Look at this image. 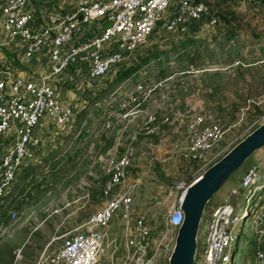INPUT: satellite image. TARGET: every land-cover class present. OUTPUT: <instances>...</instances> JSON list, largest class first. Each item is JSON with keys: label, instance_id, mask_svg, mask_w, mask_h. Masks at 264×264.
<instances>
[{"label": "rangeland", "instance_id": "1", "mask_svg": "<svg viewBox=\"0 0 264 264\" xmlns=\"http://www.w3.org/2000/svg\"><path fill=\"white\" fill-rule=\"evenodd\" d=\"M3 1L0 0V18ZM208 1L217 19L214 28H198L190 34L195 35L192 39L187 35H166L160 22L154 39L94 88L87 90L77 80L61 85L64 97L75 105L73 124L63 131L48 128L40 160L22 170L6 192L2 204L7 210L0 213V264H34L46 247L53 250L59 246L57 237L81 226L100 208L105 201L102 188L107 181L108 161L117 142L126 144L128 133L134 132L143 116L159 113L169 97L175 103L171 120L160 126L155 138L135 144L136 160L126 183L134 186L132 220L144 218L150 227L153 264H167L173 246L166 236L165 221L175 199V188L182 182L192 183L199 173L198 167L183 164L179 157L186 124L180 115L186 110L199 113L206 124L222 127L220 142L206 157L210 160L217 153L208 167L264 123V2ZM75 3L59 6L57 1L49 0L45 5L59 10ZM172 12L173 8L165 16ZM3 42L0 36V61L6 60L12 72L26 71L19 63L15 46L8 44L5 48ZM156 52L161 53L160 57H152L135 77L115 83L117 72L140 64ZM32 67L39 71L37 66ZM155 87L156 92L149 94ZM139 114L133 122L132 116ZM130 121L133 124H127ZM108 122L111 126L107 130ZM122 123L127 124L128 133L117 139ZM117 148V153H123V147ZM253 157L254 165L260 167V179L255 184L260 189L248 202L250 194L244 188L232 198L231 205L238 215L245 213L249 204L254 207L264 201V146ZM252 159L251 156L222 184L218 196L226 194V187L247 172ZM215 200L214 196L206 211ZM12 210L17 213L15 219L10 216ZM111 225L124 243L121 211L115 213ZM241 228L243 235L233 262L254 264L258 244L248 216L243 224L233 227V238ZM109 253L105 248L102 258Z\"/></svg>", "mask_w": 264, "mask_h": 264}, {"label": "built area", "instance_id": "2", "mask_svg": "<svg viewBox=\"0 0 264 264\" xmlns=\"http://www.w3.org/2000/svg\"><path fill=\"white\" fill-rule=\"evenodd\" d=\"M38 2L4 0L1 7L2 46H15L19 63L26 71L12 72L6 60L0 63V204L20 172L40 160L48 128L63 131L72 126L75 105L64 97L61 85L77 80L87 90L94 88L132 61L154 39L160 22L166 35L176 36L194 34L190 28L193 23L201 30L217 25L208 0H76L72 7L59 10ZM172 8L173 12L165 16ZM107 23L110 27L100 32ZM32 66H37L39 71H33ZM155 90L156 87L149 94ZM174 106L167 97L164 108L143 116L132 133L126 131L127 124L140 114L120 125L117 139L128 133V142L124 145L117 142L115 153L110 155L102 206L81 226L57 237L59 246L53 250L46 247L34 264H100L105 253L106 231L118 211L122 213L125 246L120 264H153L151 230L144 218L132 220L134 186L126 183L136 160L135 144L153 137L160 126L167 125ZM180 117L186 124L179 157L185 165L198 162L199 176L217 156L216 153L210 160L206 159L220 142L222 127L217 123L206 124L203 115L188 110ZM110 126L108 122L105 128L108 130ZM120 146L124 149L121 154L116 152ZM259 168L250 167L238 187L230 188L218 205L205 210L194 264H234L231 250L236 237L233 238L231 230L238 223L243 224L246 216L251 219L257 238L254 264H264V201L254 207L249 204L242 215L235 213L231 205L241 188L250 194L247 202L260 189L255 186L260 179ZM189 185L182 182L175 188V199L166 217V236L172 246L176 229L183 220L180 203ZM10 216L15 219L16 211L12 210Z\"/></svg>", "mask_w": 264, "mask_h": 264}, {"label": "water", "instance_id": "3", "mask_svg": "<svg viewBox=\"0 0 264 264\" xmlns=\"http://www.w3.org/2000/svg\"><path fill=\"white\" fill-rule=\"evenodd\" d=\"M109 27L110 24L107 23L99 31L102 32ZM263 146L264 123L190 183L180 203L183 220L176 229L167 264H194L198 252V232L209 201L222 184Z\"/></svg>", "mask_w": 264, "mask_h": 264}, {"label": "crops", "instance_id": "4", "mask_svg": "<svg viewBox=\"0 0 264 264\" xmlns=\"http://www.w3.org/2000/svg\"><path fill=\"white\" fill-rule=\"evenodd\" d=\"M38 1H39L38 4H41V5H45L46 2L49 3V0H38ZM54 1H57V4H59V6H64V5L68 4V3H75L76 2V0H54ZM195 25H196L195 23L190 24V27H192L193 29H195V27H196ZM46 144L47 143H45V146H46ZM252 158L253 159L251 161V164L248 166V168H250L256 162L255 161V158L253 156H252ZM242 176L240 177V179L242 178ZM240 179H238L237 181L233 180L229 184V186L226 187V189H228V188L230 189V188L234 187L236 184L239 183ZM215 197H216V200L214 201V204L212 205V207H215L216 205H218L221 202V196H218V192L215 194ZM112 225L109 226V228L106 231V239H105V242H104V247L105 248H108V250L110 251V253H109V255H108L107 258H102L101 257L102 258V261L100 260L101 261L100 264H120V262L122 261L124 255H125V246H124V243H122V241H120L118 239L117 235H115L113 233L115 230L112 227Z\"/></svg>", "mask_w": 264, "mask_h": 264}, {"label": "trees", "instance_id": "5", "mask_svg": "<svg viewBox=\"0 0 264 264\" xmlns=\"http://www.w3.org/2000/svg\"><path fill=\"white\" fill-rule=\"evenodd\" d=\"M195 26H196L195 29H193L192 27H190L192 29V31H194V32L197 31V29H198L197 25H195ZM188 36H189L188 38H192L193 39V37L195 35H188ZM160 55H161V53H157L156 52V54L151 55V56H148L146 59H143L140 64H138V65L135 64L132 67H129V68H127V69H125V70H123L121 72H117L116 79H115V83L118 84V83H121V82H123L125 80H128L130 78L135 77V75H137V73L139 72L140 68L143 65L149 64V62L151 61L152 57L158 58V57H160ZM0 63H1V61H0ZM119 69H117L116 71H118ZM153 137L155 138V136H153ZM193 164H194V167H199V165H200L198 162H194ZM2 203H3V200H2ZM2 203L0 204V213H5L6 210H7V208L5 207V204H2ZM242 235H243V232H242V228H241L240 232L238 233V235L236 237V240H235V243H234V246H233V250H232L233 251L232 252L233 256H235L237 254L238 243L242 239Z\"/></svg>", "mask_w": 264, "mask_h": 264}]
</instances>
